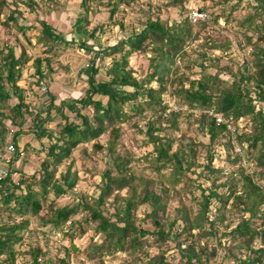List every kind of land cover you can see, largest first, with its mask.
Instances as JSON below:
<instances>
[{
    "label": "trees",
    "instance_id": "obj_1",
    "mask_svg": "<svg viewBox=\"0 0 264 264\" xmlns=\"http://www.w3.org/2000/svg\"><path fill=\"white\" fill-rule=\"evenodd\" d=\"M122 1L112 3V13ZM182 1L170 0L166 5H181L183 8ZM252 1L256 4L248 2L247 5L255 11H246L238 21L243 28L244 47H250V52L237 69H225L232 76L231 80L224 79L219 71L208 70L212 63H205L209 59L207 51L199 52V60L192 59L190 50L185 46L187 39L193 41L199 37L207 21L193 23L183 19L169 24L167 19L154 16L149 9L139 31L134 30L127 38L101 50L104 58L113 56L112 66L107 70L108 80L97 81L98 68L92 66L85 95L71 101L64 100L59 105L54 104L52 96L47 107L48 115L55 109L67 118L64 110L68 108L82 119V122L66 121L58 131L45 125L47 116L43 117L39 111L35 114L36 128L25 131L26 113L31 114L30 103L25 101L24 88L18 81L25 64L32 57L27 54L25 46L18 56L12 45L2 48L0 149L13 126L17 127L13 136L17 149L10 163L17 161L23 153L27 157L32 153L39 154L44 150L45 138L50 144L38 171L24 175L15 183L12 177L16 171L10 169L8 180L0 186L4 191L0 200H4L5 205L15 201V214L31 216L45 208L43 203L52 193L54 199L43 217L44 225L75 237L78 228H81L80 234L86 229L82 228V221L86 224L94 221L93 228L101 234L103 241L92 243L91 254L103 256L126 252L134 255L127 264H264V0ZM34 2L30 0L28 5L33 7ZM85 2L82 0L83 6ZM5 3L6 0H0V12ZM240 3L241 0L237 1L229 14L216 18H236L233 10ZM85 9L89 10V6ZM7 19L17 21L14 11ZM84 20L80 18L76 22L74 32L79 36H82ZM39 22L41 28L36 43L42 44L45 52L54 54L57 46L63 43L69 45L70 41L56 33L52 24L41 18ZM19 29L24 32L30 26H20ZM79 36L76 39L86 46V38L81 40ZM149 47L154 53L155 69L140 79L128 66L129 57L133 52L147 51ZM177 58L186 63L187 68L189 64L192 68H201L197 71L199 77L191 78L186 72L173 69L172 64L179 66L175 63ZM44 60L47 62L46 69L42 68ZM33 67L38 83L53 72L49 56L35 57ZM153 81L158 82L157 87L152 85ZM166 91L179 100V109L167 111L163 97ZM102 97H107V101L104 102ZM14 98L18 101L10 104ZM182 106L192 111L182 113ZM89 107L93 108L92 115L83 111ZM197 111L199 116L196 118ZM215 114H221L222 120L218 121ZM134 117L143 118L142 126L135 122L137 132L144 137L143 144L152 146L151 151L139 158H135L133 150L126 145L122 144L119 149L123 124ZM7 119L11 121V126ZM196 120L202 133L208 136V141L198 139L193 133L190 126ZM244 120L249 123L248 129L238 125ZM186 122L189 125L185 130L183 124ZM179 131L182 133H176ZM26 132L33 133L41 144L40 149L29 143L20 148L18 139ZM104 134L107 139L101 143L99 139ZM224 138H227L225 145L228 150H232L227 158L233 167L238 165L228 172L214 165L213 147ZM90 141H95V149L106 148L109 160L100 172L101 190L98 196L83 195L72 203L55 204V199L73 190L79 180L78 172L72 171L71 163L58 175L60 165L80 143ZM235 142L239 145L238 152L235 151ZM200 156H204V163L199 162ZM243 157L255 162L258 169L249 172L242 163ZM133 159L143 163L144 167L137 168L136 164H132ZM197 167L203 168L197 177L211 181L207 189L209 193L202 189L198 178L188 173L196 172ZM22 184H25L27 193L19 196L16 190ZM197 188L202 190L200 194H196ZM123 189H126V194H122ZM112 196L114 211L107 215L103 206ZM173 196L176 201L171 204ZM191 199L198 204L197 210ZM214 202H217L216 213L211 219L210 207ZM140 206L146 213L143 218L137 217ZM78 214H82L81 220L73 217ZM146 219L151 221L153 230L141 225V221ZM26 222L0 223V264H16L14 244L22 240L18 230ZM148 236L154 237L150 243ZM171 241L180 255L177 261L175 256L169 259L167 255ZM154 243L159 250L151 253L148 246ZM28 252L30 260L22 261V264H38L43 253L39 245L30 247ZM3 255L6 257L1 259ZM218 256L219 262L216 261ZM67 258L68 255L60 259L69 264Z\"/></svg>",
    "mask_w": 264,
    "mask_h": 264
},
{
    "label": "rangeland",
    "instance_id": "obj_2",
    "mask_svg": "<svg viewBox=\"0 0 264 264\" xmlns=\"http://www.w3.org/2000/svg\"><path fill=\"white\" fill-rule=\"evenodd\" d=\"M35 4L30 7L28 3L30 0H6L2 11L0 12V50L7 45H12L15 49V53L18 56L23 46L26 47L27 54L32 58L25 64L22 77L18 81V84L24 88L25 101L30 103L31 114L26 113V123L24 124L25 131L36 128L37 118L36 113L39 111L44 117L47 116L45 125L49 128H54L58 131L63 123L66 121L82 122V119L68 108H65V114L67 118L63 117L57 110L53 109L51 114L48 115L47 107L51 103L52 96H54V104L59 105L62 101H71L73 98H79L85 95L89 86L88 77L91 73V67H97L98 72L96 74L97 81L108 80L109 76L107 70L112 66L113 56L108 55L105 58L101 54V50L107 45L117 43L122 38H127L134 30L139 31L143 26V22L147 19V10L150 9V13L154 12L155 15H160L163 19H167L169 24L173 21H181L183 19L190 20L192 11L200 10L206 13V20L192 21L193 23H199L207 21L204 29L199 34L197 39L191 41V38L187 39L185 46L191 52V58L197 59L199 52L207 51L209 59L205 63H212V66L208 67L209 71H219L220 75L224 79H232V76L226 73L225 69L232 68L237 69L244 61L250 47H244L245 37L243 34V28L238 24L239 19L242 18L244 13L248 10L255 11L253 7L247 5L251 2V5H255L252 0H241L238 8L233 10V15L236 18H229L226 20L223 16L216 18L218 15L229 14L231 7L236 5L239 0H183V8L181 5L172 6L166 5L170 0H131L130 3L123 0L116 8V11L112 13L113 2L115 0H86L84 6L82 0H34ZM118 1V0H116ZM89 6V10L85 7ZM14 11V16L17 17V21L8 20V16ZM48 21L54 27V30L59 35L64 36L70 41L69 45L65 43L57 46L54 54L45 52V48L42 44L36 43L37 36L40 32L41 23L39 19ZM80 18H85L83 21L84 28L82 29V36H79L74 32L76 22ZM87 21V22H86ZM20 26H30V29L21 31ZM91 33H94L91 35ZM77 36L84 40L86 38V46L81 45ZM244 39V40H243ZM221 45V46H211ZM56 53V54H55ZM154 53L151 47L147 51H136L129 57V67H131L135 75L140 79L145 78L154 71L155 66L152 60ZM37 56H49L50 65L53 72L50 77H47L40 83L37 82L38 75L35 74V68L33 67V60ZM219 59L216 61V59ZM179 66L172 64L173 69H179V72H186L191 78L199 77L197 71L201 68L195 66L188 68L186 63H183L180 58H177L176 62ZM186 65V66H185ZM43 69L47 68L46 60L43 61ZM220 68H223L222 70ZM153 86H158L157 81H153ZM129 89H133L129 87ZM101 97V96H97ZM164 102L168 106V110L179 109L180 103L177 98L171 95L169 91L163 95ZM104 102L107 101V97L101 98ZM18 99L14 98L10 100V104H14ZM182 113L190 112L187 106L181 107ZM84 112L89 115L93 114V108H85ZM210 112V111H209ZM212 114V111L210 112ZM199 116L198 111L196 118ZM218 121L222 120L221 114H215ZM9 126L11 121L6 120ZM143 125V118L134 117L132 121L123 124L122 143L119 147L122 148L126 145L134 152L135 158H139L143 154L152 150L151 145L143 144L144 137L137 131V126ZM131 124V125H130ZM188 122L183 124V128H188ZM238 125L242 129H248L249 123L239 121ZM247 125V126H246ZM193 133L198 136V139L208 141L207 135H204L199 128L198 121H194L191 126ZM234 127V126H231ZM17 127L13 126L9 129L5 141H14V131ZM234 130V129H233ZM30 133V132H29ZM26 132L21 135L19 140L20 148H23L25 144L29 143L37 149L41 148V144L37 141L33 133ZM181 134L182 131L176 132ZM107 139V135L100 137V142L103 143ZM43 151L39 154H31L27 157V154L23 153L17 161H12L9 164V169L15 170L13 175L15 181H19L24 175H31L34 170H39L41 167V161L46 156V152L49 147V140L45 138ZM227 138H224L221 143L216 144L213 147L215 151L214 165L219 168H223L226 172L234 167L231 161L227 158V154L232 153V150H228L225 145ZM95 141L86 143H80L73 151L70 157L66 158L59 167L58 175L60 171L65 170L70 163L72 164V171L76 170L79 175V180L76 187L66 194L55 199V204L64 205L74 202L77 198L83 197V195L97 197L100 192L101 182V170L105 167V164L109 161L106 156L107 149H95L93 147ZM123 144V145H122ZM235 151H239V145L235 142ZM199 162L204 163V156L199 157ZM242 163L252 172L254 169H258L255 162L248 160L246 157L242 158ZM132 164H136L137 168L141 169L144 164L136 162L133 159ZM95 166V169H94ZM202 167H197L196 172L191 173L193 178L202 171ZM30 181V178H29ZM202 182V189H205V193H209L208 186L211 185V181L205 180L202 176H199L198 183ZM221 189V188H220ZM219 189V191H220ZM201 189L195 190L196 194L201 193ZM27 193L25 184H22L20 188L16 190L17 195H24ZM122 194H126V189H123ZM188 195L189 192H188ZM191 197V196H190ZM54 199V195L51 193L48 200L43 203V208L37 215H24L20 216L15 214L14 207L15 201H11L10 204L5 205L4 200H0V223H18L26 222L18 233L22 236V240L14 244L16 251L15 262L22 263V261L30 260V254L28 249L33 246L39 245L43 253L39 258L38 264H66L61 261L60 258L67 257L69 264H127L135 256L128 255V253L118 252L115 255L104 254L99 256L98 254H91V247L93 242L101 243L103 237L100 233L95 232L93 226L94 221H90L86 224L82 221V228L86 227L85 231L80 234V229L75 232V237H71L68 234H63L62 230L51 228L50 225H44V215L49 211L51 201ZM176 199L171 198L170 203L174 204ZM194 204V209L197 210L198 204L191 199ZM217 202L211 204V219L215 216ZM105 213L108 215L114 211L115 202L114 196L110 198L103 206ZM144 208L140 206L137 209V217H144L146 215ZM14 211V212H12ZM150 211V209L148 210ZM10 215H12L10 217ZM248 215V214H247ZM75 219L81 220V215L73 216ZM143 227L153 230L151 221L146 219L141 221ZM235 225V224H234ZM1 235V234H0ZM148 242L154 240L153 236H148ZM226 238H223L225 240ZM170 248L167 250L169 259L174 256L177 261L180 258L178 250L175 247V243L171 241L169 243ZM148 245L145 246V248ZM149 247L151 253H156L159 248L154 243ZM91 255V256H90ZM97 255V256H96ZM222 255V253L220 254ZM93 256V257H92ZM137 256V255H136ZM6 255H3L1 259H4ZM19 259V261H17ZM216 261H220V256L216 258ZM218 264V263H217Z\"/></svg>",
    "mask_w": 264,
    "mask_h": 264
},
{
    "label": "built area",
    "instance_id": "obj_3",
    "mask_svg": "<svg viewBox=\"0 0 264 264\" xmlns=\"http://www.w3.org/2000/svg\"><path fill=\"white\" fill-rule=\"evenodd\" d=\"M190 20L192 21L206 20V13L200 10H194L192 11ZM16 149L17 147L12 141H6L2 149H0V186L5 181H7L10 176L9 164L11 158L16 152Z\"/></svg>",
    "mask_w": 264,
    "mask_h": 264
},
{
    "label": "crops",
    "instance_id": "obj_4",
    "mask_svg": "<svg viewBox=\"0 0 264 264\" xmlns=\"http://www.w3.org/2000/svg\"><path fill=\"white\" fill-rule=\"evenodd\" d=\"M6 140V139H5ZM4 140V142H3V146H4V144H5V141ZM12 179H13V177H12ZM13 181L15 182V183H17L16 181H15V179H13ZM1 188V187H0ZM4 192V191H3ZM2 191H1V189H0V195H2V193H3ZM17 261H19V259L17 260ZM16 264H19V262H16ZM20 264H22V263H20Z\"/></svg>",
    "mask_w": 264,
    "mask_h": 264
}]
</instances>
